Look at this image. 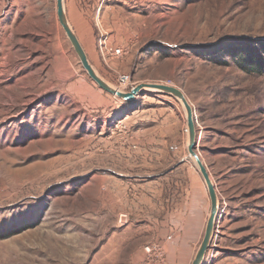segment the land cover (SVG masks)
<instances>
[{
    "label": "rangeland",
    "instance_id": "374dc122",
    "mask_svg": "<svg viewBox=\"0 0 264 264\" xmlns=\"http://www.w3.org/2000/svg\"><path fill=\"white\" fill-rule=\"evenodd\" d=\"M65 11L111 87L164 84L194 109L220 201L204 264H264V78L230 58L264 45V0H66ZM187 129L172 96L126 102L100 89L57 0H0V233L12 234L0 264H192L206 224H181L196 214L182 197L202 181Z\"/></svg>",
    "mask_w": 264,
    "mask_h": 264
},
{
    "label": "water",
    "instance_id": "95a60500",
    "mask_svg": "<svg viewBox=\"0 0 264 264\" xmlns=\"http://www.w3.org/2000/svg\"><path fill=\"white\" fill-rule=\"evenodd\" d=\"M65 1L66 0H57V13L60 25L62 26L68 40L70 41L83 69L90 77V79L99 86L100 89L104 90L112 96L119 97L126 102L134 101L137 97H139L146 91H157L161 94L176 98L184 107V110L186 111L188 128L189 156L195 162L197 169L206 184L211 200V210L207 221L205 236L192 262V264H204L207 254L211 250L214 243V238L216 235V224L220 213V201L217 189L211 180V175L197 153V124L194 109L191 107V104L182 91L175 87L167 86L164 84H140L132 88L130 92H122L119 89L110 87L109 84L97 74L96 70L90 64L83 46L81 45L77 35L75 34L67 19L65 11Z\"/></svg>",
    "mask_w": 264,
    "mask_h": 264
},
{
    "label": "crops",
    "instance_id": "0c3cea01",
    "mask_svg": "<svg viewBox=\"0 0 264 264\" xmlns=\"http://www.w3.org/2000/svg\"><path fill=\"white\" fill-rule=\"evenodd\" d=\"M178 172L179 171L175 169V171L173 173L176 174ZM182 199H183V202H181V203L183 205L181 206V209L184 210V211H187V213L189 211H194L196 213L195 216H202L203 217V219H202L203 222L196 221V218H195V216L193 214L192 215V217L194 216L193 217V221L185 222V223L183 222L181 224H183V225H191V226L200 225V224L205 226V224H206V226H207V222H205V220L209 218V215L207 217V212L206 211L209 209V207H210V210H211V200H210L209 193H208V190H207V187H206V184H205L203 178H202V181H200L199 178H195L193 183L190 185V190L187 191V193L185 194L184 197H182ZM144 208L146 209V213H147V211H150V210H151V212H153L154 205L151 203V201H147L146 202V207H143V209ZM187 216L184 214L182 217H187ZM217 232H218V230L216 228V233ZM198 233L200 235V233H202V231L199 230ZM164 236L165 235H161V236H159L157 238H161V239L164 240V238H165ZM195 242L196 241H194L193 243H195ZM193 248H194V246L193 247L191 246L189 251H188V253L190 252V254H192ZM175 256L176 257H172L171 258V263H169V264H180V259L183 258V255H175Z\"/></svg>",
    "mask_w": 264,
    "mask_h": 264
},
{
    "label": "trees",
    "instance_id": "16d2710c",
    "mask_svg": "<svg viewBox=\"0 0 264 264\" xmlns=\"http://www.w3.org/2000/svg\"><path fill=\"white\" fill-rule=\"evenodd\" d=\"M230 58L244 73L264 78V45H244L234 49ZM12 234L0 233V240Z\"/></svg>",
    "mask_w": 264,
    "mask_h": 264
},
{
    "label": "built area",
    "instance_id": "2783aa9c",
    "mask_svg": "<svg viewBox=\"0 0 264 264\" xmlns=\"http://www.w3.org/2000/svg\"><path fill=\"white\" fill-rule=\"evenodd\" d=\"M101 47L102 48H106V43L104 44L103 41H101ZM109 53H111V55L119 58V56H122L123 54L127 53L128 50L126 49H109L108 51ZM119 83H120V86H128L130 84V76L129 75H121L119 77ZM157 249H160V247L158 245H153V247H148L146 249V252L148 253H151L153 250H157Z\"/></svg>",
    "mask_w": 264,
    "mask_h": 264
},
{
    "label": "bare ground",
    "instance_id": "6f19581e",
    "mask_svg": "<svg viewBox=\"0 0 264 264\" xmlns=\"http://www.w3.org/2000/svg\"><path fill=\"white\" fill-rule=\"evenodd\" d=\"M72 27V26H71ZM76 34V33H75ZM110 86V85H109ZM111 87V86H110ZM186 96V95H185ZM187 98V97H186ZM188 100V99H187ZM185 113H186V111H185ZM203 162V161H202Z\"/></svg>",
    "mask_w": 264,
    "mask_h": 264
}]
</instances>
